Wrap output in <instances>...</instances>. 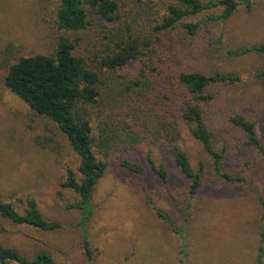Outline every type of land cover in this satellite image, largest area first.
Returning <instances> with one entry per match:
<instances>
[{"label": "rangeland", "instance_id": "1", "mask_svg": "<svg viewBox=\"0 0 264 264\" xmlns=\"http://www.w3.org/2000/svg\"><path fill=\"white\" fill-rule=\"evenodd\" d=\"M236 1L237 9L230 18L223 22L203 19L197 36L175 28L161 37L179 50L197 43V52L182 54L189 69L238 77L231 85L215 86L222 101H216L214 110L206 107L215 114L210 128L215 149L222 154L223 170L244 181L218 178L210 159L184 126L177 144L193 171L199 160L204 166L201 187L192 198L187 195L188 181L164 142L145 138L138 144L113 143L107 152L96 150L106 169L90 197L91 215L85 225L90 253L86 254L78 227L80 212L65 206L76 203L77 195L61 186L66 169L78 176V156L52 120L34 112L7 87V67L20 57L52 53L59 35L75 38L77 52L100 78V97L90 107L92 134L98 135L100 122H107L118 132L145 136L146 131L154 130V112L121 92L127 85L122 75L128 80V72L115 73L102 63L115 48L113 28L91 23L77 32L60 30L55 23L58 0H0V198L19 212L25 199L32 198L45 219L61 225L56 230H37L0 216L2 245L28 258L47 251L56 264H181V258L186 264L256 263L264 155L246 145L243 133L224 117L242 114L253 121L264 145V55L228 53L264 44V0L253 1L249 8L242 0ZM116 2L121 18L118 25L130 24L138 32L158 20L171 0ZM147 155L167 170L165 183L151 170ZM124 159L138 163L143 174L122 167Z\"/></svg>", "mask_w": 264, "mask_h": 264}, {"label": "trees", "instance_id": "2", "mask_svg": "<svg viewBox=\"0 0 264 264\" xmlns=\"http://www.w3.org/2000/svg\"><path fill=\"white\" fill-rule=\"evenodd\" d=\"M253 1L242 0L247 8ZM237 6L236 0H171L164 6L158 20L136 32L130 24L118 25L121 18L116 0H58L55 12L58 29L77 32L85 30L91 23L103 25V29L110 28L111 31L113 28L111 35L116 39L115 48L112 54L103 58L102 63L115 73L128 72L129 75L125 74L128 80L122 75L127 85L120 89L121 92L124 91L127 98L134 99L142 107L153 110L155 127L151 132L146 131L145 136L135 131L118 132L115 126L107 122H100L98 135L92 134L90 107L100 97V78L77 52V39L59 35L52 53L20 57L7 67L4 77L7 87L34 112L52 120L78 156V176L71 168L66 169L61 186L73 190L77 195L76 203L65 206L80 212L78 227L86 254L90 253L85 229L91 215L90 197L106 169L105 161L97 157L96 150L107 152L113 143L138 144L145 138L164 142L175 165L187 179V195L192 198L201 187L204 166L199 160L196 171H193L186 153L178 146L177 138L184 126L210 159L212 170L218 178L231 183L244 181L242 177L223 170L222 154L215 149L214 132L210 128L215 114L206 107L209 105L214 110L216 101H222L220 90L215 86L231 85L238 81V77L220 71L205 74L189 69L182 54L197 52L200 49L194 46L197 43L179 50L172 42L161 37V34L175 28L184 30L190 36H197L203 19L223 22L234 14ZM251 51L264 55V44L245 46L238 52L228 53L241 55ZM224 118L243 133L246 145L264 155V145L258 139L253 121L242 114ZM146 157L151 170L165 183L167 170L155 165L149 155ZM120 165L136 175L143 174L142 167L136 162L124 159ZM260 203L261 229L256 264H262L264 242V198ZM159 214L166 218L163 213ZM0 216L14 224L29 225L37 230L61 228L57 221L47 220L41 215L32 198L25 199L22 212L0 198ZM10 261L17 264H56L47 251L41 250L28 258L17 249L0 243V262Z\"/></svg>", "mask_w": 264, "mask_h": 264}, {"label": "crops", "instance_id": "3", "mask_svg": "<svg viewBox=\"0 0 264 264\" xmlns=\"http://www.w3.org/2000/svg\"><path fill=\"white\" fill-rule=\"evenodd\" d=\"M257 257V256H256ZM181 264H186L185 262H184V258H181ZM202 264H204V263H202ZM256 264V263H255Z\"/></svg>", "mask_w": 264, "mask_h": 264}]
</instances>
